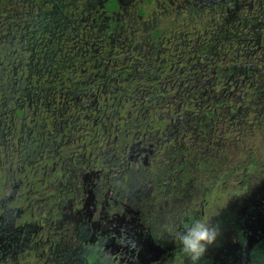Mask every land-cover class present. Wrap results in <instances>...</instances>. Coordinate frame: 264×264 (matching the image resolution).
I'll use <instances>...</instances> for the list:
<instances>
[{"label":"flooded vegetation","instance_id":"af4514ba","mask_svg":"<svg viewBox=\"0 0 264 264\" xmlns=\"http://www.w3.org/2000/svg\"><path fill=\"white\" fill-rule=\"evenodd\" d=\"M200 87L239 122L264 97V0H0V187L29 209L3 264H52L68 204L80 233L101 177L126 187L116 178L187 137Z\"/></svg>","mask_w":264,"mask_h":264},{"label":"rangeland","instance_id":"374dc122","mask_svg":"<svg viewBox=\"0 0 264 264\" xmlns=\"http://www.w3.org/2000/svg\"><path fill=\"white\" fill-rule=\"evenodd\" d=\"M7 6L8 12L16 11L14 2ZM253 127L243 135L236 130L214 158L188 160L189 171L182 175H165L167 165L166 171L160 168L167 162L161 157L152 163L142 160L116 178L115 183L125 181L126 187L111 190L113 178L101 177V186L89 196L91 205L80 214L79 223L85 222L82 232L74 230L78 224L70 203L64 218L56 220L54 227L60 233L52 264H191L166 226L183 231L202 216L213 217L222 235L199 264H264V124ZM6 192L9 196L10 191ZM237 192L242 194L233 195ZM39 204L31 213L40 215ZM65 218L70 219L66 224ZM17 223L20 221L9 215L6 232L0 233L7 242L2 246H10L6 251H10L11 262L10 254L18 249L21 237ZM34 227L30 222L21 229L29 233ZM61 230L75 232L77 240L62 239ZM4 260L0 255V264Z\"/></svg>","mask_w":264,"mask_h":264},{"label":"trees","instance_id":"16d2710c","mask_svg":"<svg viewBox=\"0 0 264 264\" xmlns=\"http://www.w3.org/2000/svg\"><path fill=\"white\" fill-rule=\"evenodd\" d=\"M8 17V15H7ZM11 19V18H7ZM9 20H7L6 24ZM6 33V36L3 37L2 44L3 47H7L10 42V35L8 31L2 33L3 35ZM5 40V41H4ZM220 92L218 90L213 89L211 92L205 93V88L200 87L197 90V99H196V107H189L187 105L182 111L181 125L182 129L188 130V135L186 138L180 139L174 143V146L169 147V149H165L166 151L163 153V160H165L166 164L160 168V170H165L166 168L171 169L167 172H179L180 175L184 171H189L186 162L191 160L193 157H198V160H208L214 158V156L218 155L217 149L227 144V140L233 137L236 134V130L239 131L240 135L244 133H248L254 129V126L263 125L264 124V97L257 98L252 97L254 100L253 103L246 102L243 107L244 111L240 117L244 114L248 113L249 117L243 122H239L238 119L231 120L228 113L223 111L227 106L228 95L225 96L219 95ZM187 103L188 98L184 99ZM189 102V101H188ZM189 102L188 104H190ZM185 104H183V107ZM182 107V108H183ZM247 108L249 110H247ZM190 110L194 112V114L190 115ZM252 118L254 122H250ZM239 122V124H238ZM185 132H182V135ZM231 145V144H229ZM251 160H253V156L250 155ZM173 162H177L176 167L172 166ZM167 165V166H166ZM166 166V168H164ZM166 171V170H165ZM1 172V171H0ZM166 172V174H167ZM2 173V172H1ZM165 174V175H166ZM11 181V179H10ZM7 182L6 184H8ZM2 186L0 187V233L6 232L5 225L3 220L12 216L14 219H18L17 217L21 216L20 213H27L29 209L19 208L17 203H14L16 196L13 198V195H16L15 192H11L9 196L6 191H3ZM9 198V199H8ZM12 199V200H11ZM9 200H11L9 202ZM16 204V205H15ZM3 239L0 237V250L2 248Z\"/></svg>","mask_w":264,"mask_h":264},{"label":"clouds","instance_id":"9594fccd","mask_svg":"<svg viewBox=\"0 0 264 264\" xmlns=\"http://www.w3.org/2000/svg\"><path fill=\"white\" fill-rule=\"evenodd\" d=\"M241 194L233 193V195ZM166 227L173 239L179 243L182 254L191 261V264H199L208 249L214 246L222 235L220 226L213 223V217L208 216L193 219L183 231L171 226Z\"/></svg>","mask_w":264,"mask_h":264}]
</instances>
